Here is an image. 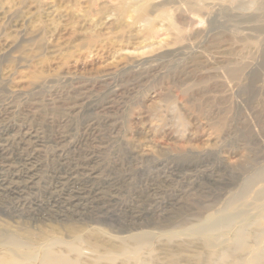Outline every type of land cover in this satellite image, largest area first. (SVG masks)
Instances as JSON below:
<instances>
[{"label":"rangeland","instance_id":"374dc122","mask_svg":"<svg viewBox=\"0 0 264 264\" xmlns=\"http://www.w3.org/2000/svg\"><path fill=\"white\" fill-rule=\"evenodd\" d=\"M263 170L264 0H0L8 264H264Z\"/></svg>","mask_w":264,"mask_h":264},{"label":"bare ground","instance_id":"6f19581e","mask_svg":"<svg viewBox=\"0 0 264 264\" xmlns=\"http://www.w3.org/2000/svg\"><path fill=\"white\" fill-rule=\"evenodd\" d=\"M262 178H264V170L261 171L260 173H258L257 175H255V177L248 179L247 183L245 185V188L249 187L250 184L255 179H262ZM234 205H235V203L232 204V206H234ZM236 208L237 207H234V209H236ZM211 219L212 218H210V220ZM230 219L231 218H229V216H226L222 221L211 220L210 223L208 224V226L204 227L203 229H200L199 232L206 235L207 230L216 229L222 223L224 224V223L230 222L229 221ZM1 236H3V234ZM149 237H150L149 233H141V234L137 235V240L139 243H145L148 241ZM207 240L210 241L211 239L207 238ZM24 243L25 242H23L19 238H16L15 236H4V238L0 241V254H1L0 264H8L9 260H7V251L13 253V255L15 256L14 262L18 263V261L21 260V257H20L21 255L16 256V253L18 252V250H20L21 247L24 246ZM30 253H31L30 258H32L33 254H32V252H30ZM30 253H28V254H30ZM17 255H18V253H17ZM59 262H60V259L54 257L53 255L45 256L44 264H58Z\"/></svg>","mask_w":264,"mask_h":264}]
</instances>
